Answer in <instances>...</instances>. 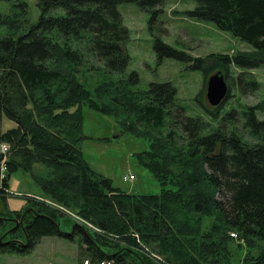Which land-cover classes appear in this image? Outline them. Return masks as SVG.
Returning a JSON list of instances; mask_svg holds the SVG:
<instances>
[{
  "label": "trees",
  "instance_id": "16d2710c",
  "mask_svg": "<svg viewBox=\"0 0 264 264\" xmlns=\"http://www.w3.org/2000/svg\"><path fill=\"white\" fill-rule=\"evenodd\" d=\"M164 1L36 0L39 16L30 23L26 3L0 0L13 9L0 14L8 31L0 36V143L9 145L0 154V166L7 157L0 198L12 174L39 163L49 170L46 178H34L43 194L98 230L74 224L62 232L60 210L26 199L22 211L0 215V255L26 254L42 238L58 237L77 238L88 264H264V120L256 116L264 102L223 114V103L203 107L200 94L195 101L218 122L212 128L185 115L171 83L141 90L134 89L136 73L123 77L128 31L118 6L136 4L150 13L153 34ZM192 1L190 18L212 23L252 51L193 59L155 37L158 63L190 62L204 77L221 72L225 79L234 67L240 70L235 86L245 84L253 94L259 84L248 71L264 65V0ZM85 67L103 72L95 92L78 80ZM82 108L117 119L121 134L149 143L135 158L158 183V194L122 192L84 160ZM3 118L15 127L1 133ZM238 241L247 249L235 262Z\"/></svg>",
  "mask_w": 264,
  "mask_h": 264
},
{
  "label": "rangeland",
  "instance_id": "374dc122",
  "mask_svg": "<svg viewBox=\"0 0 264 264\" xmlns=\"http://www.w3.org/2000/svg\"><path fill=\"white\" fill-rule=\"evenodd\" d=\"M15 1L13 0V3ZM18 1L27 4V18L30 23H35L39 16L36 0ZM194 7L195 3L192 0H165L160 7L161 13L156 17L152 34L149 30L150 13L142 11L136 4L119 5L117 10L122 18L123 26L128 31V39L123 46V51L129 57V61L123 77L136 73L138 84L134 89L141 90L147 89L151 83H171L177 91V103L184 109L185 115L190 118L199 117L209 122L212 128H216L218 122L211 120L205 110L195 101V98L201 94L203 107H210L205 97L206 83L208 78L215 73L204 77L201 71L190 67V62L172 58H165L158 63L153 49L154 39L159 38L164 44L193 59L205 58L211 54L232 56L237 53H249L252 48L240 39L219 31L210 22L190 18L186 12L192 11ZM12 12V3L0 2V14L8 15ZM7 33V28L0 26V36ZM248 72L259 84L253 94H250L249 87L245 84L235 86V79L240 70L230 67L228 80L225 79V81L227 87L229 83L231 86L228 87L229 97L222 105L223 114L231 109L242 111L246 107L264 102V65ZM78 80L88 90L95 92L100 89L105 77L102 71L93 72L89 67H85L81 70ZM94 96H97V93ZM101 102L106 103V100H101ZM82 113V134L87 139L79 144V149L92 169L97 174L110 179L112 185L122 192L158 194L160 191L158 183L145 168L137 164L135 158L138 153L148 150L149 143L143 139L121 134L117 119L100 115L87 108H82ZM256 116L259 120H264V107L262 111L256 113ZM120 119L121 117L118 118ZM14 127V123L5 118L2 119L1 133ZM1 145L9 147L6 143H0ZM2 159L7 161L6 156ZM48 175L49 170L39 163L32 165L28 172L17 171L12 174L7 181L8 190L5 191L3 198H0V215L8 211H22L25 209L26 199H36L60 210L63 216L60 219L62 232H70L72 226L76 224L90 232L98 233L92 224L79 216L77 210L53 203L43 194L34 178H46ZM129 176L133 179L130 180ZM210 222H212L211 219L207 220L208 224ZM16 228L17 223L13 229ZM2 234L1 229L0 236ZM132 236L137 243L140 242L136 234ZM2 238L0 237L1 242H3ZM238 243L241 244L242 249H233L236 256L235 262L243 258L247 249L243 241H238ZM80 253L81 247L77 238L67 241L58 237H45L39 240L29 253L1 254L0 264H85ZM150 257L161 261L153 254Z\"/></svg>",
  "mask_w": 264,
  "mask_h": 264
},
{
  "label": "water",
  "instance_id": "95a60500",
  "mask_svg": "<svg viewBox=\"0 0 264 264\" xmlns=\"http://www.w3.org/2000/svg\"><path fill=\"white\" fill-rule=\"evenodd\" d=\"M227 93L228 87L221 72H216L208 78L205 97L210 107L215 108L224 103ZM0 243H2L1 240Z\"/></svg>",
  "mask_w": 264,
  "mask_h": 264
},
{
  "label": "built area",
  "instance_id": "2783aa9c",
  "mask_svg": "<svg viewBox=\"0 0 264 264\" xmlns=\"http://www.w3.org/2000/svg\"><path fill=\"white\" fill-rule=\"evenodd\" d=\"M9 150V147L6 145H1L0 146V154L2 155H6L7 152ZM5 160L2 161L1 166H0V180H2L5 177V173H6V167H5ZM129 179L132 180L133 177L129 176ZM126 180V178H125ZM234 238H236V236L232 235ZM85 264H88V262H85ZM100 264H110L109 262H101Z\"/></svg>",
  "mask_w": 264,
  "mask_h": 264
}]
</instances>
